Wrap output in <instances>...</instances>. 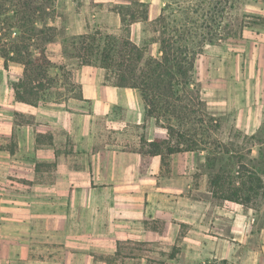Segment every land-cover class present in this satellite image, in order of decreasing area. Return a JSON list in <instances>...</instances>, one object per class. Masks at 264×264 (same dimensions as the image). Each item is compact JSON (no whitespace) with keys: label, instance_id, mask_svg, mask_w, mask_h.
<instances>
[{"label":"crops","instance_id":"0c3cea01","mask_svg":"<svg viewBox=\"0 0 264 264\" xmlns=\"http://www.w3.org/2000/svg\"><path fill=\"white\" fill-rule=\"evenodd\" d=\"M140 1L147 22L160 16L163 0ZM143 24L131 27L137 45ZM247 29L248 75H200L222 143L264 126V28ZM57 31L49 58L78 73L75 91L32 106L12 86L23 65L0 80V264H264V211L215 198L203 150L153 154L169 139L163 120Z\"/></svg>","mask_w":264,"mask_h":264},{"label":"trees","instance_id":"16d2710c","mask_svg":"<svg viewBox=\"0 0 264 264\" xmlns=\"http://www.w3.org/2000/svg\"><path fill=\"white\" fill-rule=\"evenodd\" d=\"M214 1L213 9H216L218 0ZM56 2L0 0V57L4 60L5 70L11 63L23 65L21 76L12 86L16 100L32 106L52 100V96L54 100L67 96L62 86H66L74 75L64 64L54 63L47 54L48 47L57 41V28L53 25L57 17ZM120 2L122 5L115 9L125 34L120 59L114 60L111 53L104 49L102 66L107 82L137 89L145 104L146 115L158 122L163 120L169 139L150 143L152 153L162 155L164 152L205 150L206 165L211 170L209 185L213 196L250 204L256 188L264 187L262 179L256 174L250 175L254 182L250 181L248 189L244 188L245 182L240 183L241 187H233L226 171L217 167L219 156L226 151L222 150L224 145L216 136L218 121L207 117L206 105L193 80L200 52L188 45L187 31L163 38L160 56L153 57L146 44L137 45L130 39L132 25L147 22L148 4L140 0ZM202 45L198 43L199 50ZM112 75L116 76L114 82ZM58 78L62 79L60 87H56ZM76 89V84H69V92ZM188 123L192 125L187 126ZM253 183L257 186L254 187ZM243 191L248 192L245 197L242 196Z\"/></svg>","mask_w":264,"mask_h":264},{"label":"rangeland","instance_id":"374dc122","mask_svg":"<svg viewBox=\"0 0 264 264\" xmlns=\"http://www.w3.org/2000/svg\"><path fill=\"white\" fill-rule=\"evenodd\" d=\"M163 2L160 16L140 26L139 35L142 36V41L136 36L134 40L140 45L146 44L149 54L155 57L160 56L163 38L167 35L175 37L179 31H182V34L187 31L188 45L200 52L196 60L193 80L204 103L202 75H206L209 83L212 81L209 75H248L247 41L253 39L255 30L247 27L258 25L264 28V0H218L216 9H213L214 0H163ZM120 5H122L120 0L107 4L92 2L90 7L88 0H57V17L53 25L60 30L61 36L67 39L70 36V46L72 39L75 38L73 43L76 44L73 46L75 50L72 48L71 51L82 56L84 61L101 60L102 62L104 49L111 53L114 60H119L125 34L122 27L117 29L116 16L111 11ZM64 25L71 26V30L65 31ZM261 33L264 35V31H258V35ZM59 34L57 31V35ZM131 38L133 39L130 36ZM198 43L203 44L201 50L198 48ZM53 47L54 45L50 46L51 59H55L56 56ZM9 67L8 70L4 69V60L0 57V80L3 75H18L17 67L13 63ZM74 75L78 73L74 72ZM74 75L66 86H62V91H66L68 95L69 84L74 85L75 82ZM112 76V82L116 81V76ZM61 85L62 79L58 78L56 87ZM51 99H54V96ZM207 115L210 117L208 113ZM215 119L219 125L216 132L219 139L220 120ZM191 125L187 124V126ZM228 132L231 140L223 143L222 150L226 153L219 156L217 167H222L226 171L233 187H241L240 183L245 182L244 188L248 189L250 181L254 182V179L249 177L255 174L262 179L264 186V126L253 138L231 130ZM255 144L257 146L253 147ZM252 185L257 186L255 183ZM247 193L243 191L242 196L245 197ZM252 199V205L263 212L264 187L256 188Z\"/></svg>","mask_w":264,"mask_h":264}]
</instances>
